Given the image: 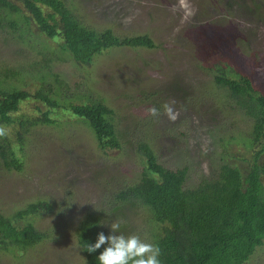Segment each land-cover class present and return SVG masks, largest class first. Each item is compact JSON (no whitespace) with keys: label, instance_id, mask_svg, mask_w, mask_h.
Masks as SVG:
<instances>
[{"label":"rangeland","instance_id":"rangeland-1","mask_svg":"<svg viewBox=\"0 0 264 264\" xmlns=\"http://www.w3.org/2000/svg\"><path fill=\"white\" fill-rule=\"evenodd\" d=\"M65 2L96 30L148 35L155 46H114L90 64L77 65L60 51L59 41L39 36L33 22L13 16L17 27L12 28L3 21L0 68L21 71L13 85L33 94L43 80L53 84L54 72L68 84L63 96L69 98L60 99L55 109L32 98L13 115L17 127V119L39 106L50 109L55 123L26 133L20 171L7 170L0 159V212L11 215L39 200L52 210L19 221L33 222L46 236L23 249H0V264H85L76 232L87 212L101 215L106 235L109 222L122 221V232L152 241L157 226L147 209L139 202L119 205L116 199L141 176L139 141L165 166H187V186L214 174L222 162L250 156L244 136L251 120L215 85L214 63L246 73L264 93V0H186L189 13L180 0ZM98 99L114 112L118 150H102L88 125L67 109L70 103ZM165 103L178 113L175 120L164 113ZM151 106L160 109L159 116L148 113ZM246 264H264V241Z\"/></svg>","mask_w":264,"mask_h":264},{"label":"trees","instance_id":"trees-1","mask_svg":"<svg viewBox=\"0 0 264 264\" xmlns=\"http://www.w3.org/2000/svg\"><path fill=\"white\" fill-rule=\"evenodd\" d=\"M13 16L27 25L33 22L45 41H59L60 51L77 65L90 64L114 46H155L148 35L119 37L111 28L96 30L86 25L65 0H0V27L5 19L12 28L17 27ZM214 66L215 85L251 120L244 136L250 156L222 162L214 174L202 175L195 185L187 186V166H165L146 142L139 141L141 176L116 193L119 205L139 202L147 209L150 221L157 226L152 242L160 247L161 264H246L264 241V93L254 87L246 73L223 64ZM20 73L15 68H0V159L7 170L16 171L23 166L20 152L26 133L35 125L55 120L50 109L39 106L33 115L17 119V127L13 115L32 98L53 109L60 99L69 98L63 96L68 84L57 73L50 72L53 84L43 80L33 94L13 85ZM67 109L88 125L102 150L120 149L114 112L102 100L70 103ZM51 210L50 203L39 200L11 215L0 212V249H23L45 238L33 222L22 221L20 225L19 221ZM100 224L101 215L93 212H87L78 223L77 242L85 264H99L95 257L100 249L88 253L83 247L84 241L94 242Z\"/></svg>","mask_w":264,"mask_h":264},{"label":"clouds","instance_id":"clouds-1","mask_svg":"<svg viewBox=\"0 0 264 264\" xmlns=\"http://www.w3.org/2000/svg\"><path fill=\"white\" fill-rule=\"evenodd\" d=\"M180 7L185 13L190 12L186 0H180ZM163 109L170 120L177 118L178 113L169 104L165 103ZM147 111L153 117L160 114V109L156 106L149 107ZM121 224L122 221L109 222V233L106 235L103 231L97 232L94 242L84 241L83 249L88 253L100 249L95 257L99 264H161L159 245L134 233L125 234L121 231Z\"/></svg>","mask_w":264,"mask_h":264}]
</instances>
